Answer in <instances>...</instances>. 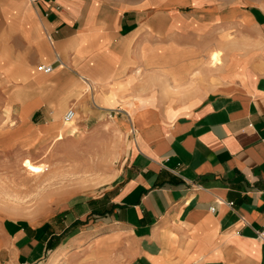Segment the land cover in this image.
Instances as JSON below:
<instances>
[{
  "label": "crops",
  "instance_id": "1",
  "mask_svg": "<svg viewBox=\"0 0 264 264\" xmlns=\"http://www.w3.org/2000/svg\"><path fill=\"white\" fill-rule=\"evenodd\" d=\"M48 74L58 112L83 84V111L129 140L98 191L53 211L73 230L4 218L0 264H264V0H0L4 94Z\"/></svg>",
  "mask_w": 264,
  "mask_h": 264
},
{
  "label": "rangeland",
  "instance_id": "2",
  "mask_svg": "<svg viewBox=\"0 0 264 264\" xmlns=\"http://www.w3.org/2000/svg\"><path fill=\"white\" fill-rule=\"evenodd\" d=\"M214 50L222 53L223 64V49L209 50L207 55ZM233 50L237 53L240 49ZM53 85L52 75L48 74L39 86L27 84L23 96L14 87L8 96L0 80V222L8 218L6 221L25 225L45 218L47 221L41 225L45 232H54L59 226L64 231L73 230L58 223L60 218L54 223L53 211L63 200L98 191V186L120 168L124 145L129 140L116 129L109 113L96 108L91 113L83 111V84L79 94L58 112L55 98L60 96ZM67 89L65 80L63 91ZM25 96L49 100L33 112H18L19 99ZM70 108L75 111L73 124L63 119ZM55 117L60 121L56 125L50 122Z\"/></svg>",
  "mask_w": 264,
  "mask_h": 264
},
{
  "label": "built area",
  "instance_id": "3",
  "mask_svg": "<svg viewBox=\"0 0 264 264\" xmlns=\"http://www.w3.org/2000/svg\"><path fill=\"white\" fill-rule=\"evenodd\" d=\"M37 70L42 71L44 73H49L52 71V65L50 64H39L37 66ZM75 115V111L74 109H68L65 114H64V118L66 121H69L70 119L73 118V116ZM258 237L264 241V224L262 226V228L258 231Z\"/></svg>",
  "mask_w": 264,
  "mask_h": 264
},
{
  "label": "bare ground",
  "instance_id": "4",
  "mask_svg": "<svg viewBox=\"0 0 264 264\" xmlns=\"http://www.w3.org/2000/svg\"><path fill=\"white\" fill-rule=\"evenodd\" d=\"M221 55H222V53L220 52V50L211 51L208 54V56H207L209 66H212V67H219V66H221L222 65ZM74 116H73V118H74ZM73 118L70 119L69 121H66L65 118L63 117V119H64L65 122H70L71 124L74 123V121H72ZM56 124L57 123H55V125Z\"/></svg>",
  "mask_w": 264,
  "mask_h": 264
}]
</instances>
